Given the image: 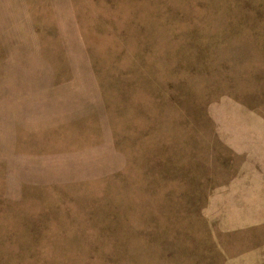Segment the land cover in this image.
<instances>
[{
	"label": "rangeland",
	"instance_id": "1",
	"mask_svg": "<svg viewBox=\"0 0 264 264\" xmlns=\"http://www.w3.org/2000/svg\"><path fill=\"white\" fill-rule=\"evenodd\" d=\"M0 264H264V0H0Z\"/></svg>",
	"mask_w": 264,
	"mask_h": 264
}]
</instances>
